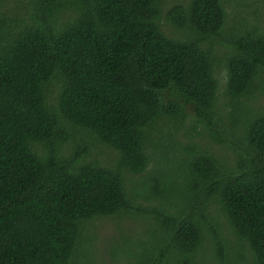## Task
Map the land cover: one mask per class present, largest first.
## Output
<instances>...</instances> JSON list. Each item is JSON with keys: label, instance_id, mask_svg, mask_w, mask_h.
<instances>
[{"label": "trees", "instance_id": "obj_1", "mask_svg": "<svg viewBox=\"0 0 264 264\" xmlns=\"http://www.w3.org/2000/svg\"><path fill=\"white\" fill-rule=\"evenodd\" d=\"M6 1L0 264H96L104 219L147 222L146 240L121 229L112 250L139 247L135 264H264L263 13L231 15L235 0Z\"/></svg>", "mask_w": 264, "mask_h": 264}, {"label": "rangeland", "instance_id": "obj_2", "mask_svg": "<svg viewBox=\"0 0 264 264\" xmlns=\"http://www.w3.org/2000/svg\"><path fill=\"white\" fill-rule=\"evenodd\" d=\"M12 0H7L6 4L10 6V3ZM236 3L240 5V7H237ZM244 4H247V7L243 6ZM243 9L244 14L247 15L249 18L253 17V15L262 12L264 15V0H235L232 1L228 5V11L231 15H234V13L239 10ZM219 80L221 82V89L220 91H224L225 87V81H226V73L225 71H219ZM252 107L255 112H264V94H262L259 99L255 100L252 104ZM191 119L186 120L187 124L190 123ZM227 122V121H226ZM202 125L199 126V130L202 129ZM184 130H182L178 138L185 139L184 138ZM207 138L203 137L199 139V141H202V144L205 145L207 143ZM114 157V153L110 150L103 149L100 155V159L108 160L112 159ZM103 161V160H102ZM95 231L98 232V240L95 244L94 252H95V261L96 264H135L136 258L131 254L132 253H138L140 252V248L136 246H125L122 249L121 254L117 256L112 255L113 247L123 244L122 242V233L121 229L125 230L126 236L130 237L131 239L135 240L136 242L139 240H146L147 235L144 233L147 222L143 220H134L129 219L126 222L119 223L115 220H109L104 219L101 222L96 223ZM231 239V243H235V240ZM129 244V243H128ZM214 255L212 250H209L206 254L208 258H211ZM210 264H215L211 262Z\"/></svg>", "mask_w": 264, "mask_h": 264}]
</instances>
